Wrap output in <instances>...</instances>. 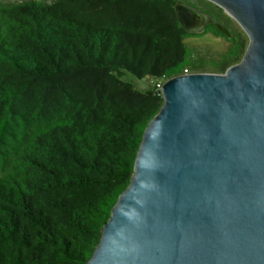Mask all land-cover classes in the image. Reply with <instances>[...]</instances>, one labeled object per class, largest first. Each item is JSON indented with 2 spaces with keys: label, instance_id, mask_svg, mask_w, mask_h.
<instances>
[{
  "label": "trees",
  "instance_id": "1",
  "mask_svg": "<svg viewBox=\"0 0 264 264\" xmlns=\"http://www.w3.org/2000/svg\"><path fill=\"white\" fill-rule=\"evenodd\" d=\"M179 1L0 2V264H85L163 104L156 81L242 60L245 36L190 33ZM207 33L231 42L218 58L184 41ZM127 72L155 81L142 92Z\"/></svg>",
  "mask_w": 264,
  "mask_h": 264
},
{
  "label": "water",
  "instance_id": "2",
  "mask_svg": "<svg viewBox=\"0 0 264 264\" xmlns=\"http://www.w3.org/2000/svg\"><path fill=\"white\" fill-rule=\"evenodd\" d=\"M249 38L223 74L167 79L133 173L85 264H264V0H208ZM190 33L215 24L180 0Z\"/></svg>",
  "mask_w": 264,
  "mask_h": 264
},
{
  "label": "rangeland",
  "instance_id": "3",
  "mask_svg": "<svg viewBox=\"0 0 264 264\" xmlns=\"http://www.w3.org/2000/svg\"><path fill=\"white\" fill-rule=\"evenodd\" d=\"M22 1L25 0H0V2H6V3H17ZM44 1L50 3L54 0H44ZM189 1L191 3H195L196 4L195 6H197L198 8L207 7L206 3L202 0H189ZM225 14L227 13L225 12ZM222 26L227 28L229 32L231 31L240 32L243 36H245L246 38L245 43L247 48V45L249 43V38L235 19H233L232 17H230V19L225 18L224 22L222 23ZM184 41L190 47H194L195 49H197L202 56L207 57L209 60L218 58L220 54L225 52L231 45V42H229L227 38L222 36H216L213 33H207L203 36L188 37ZM124 79L131 82L137 90L142 92L148 90L155 81V78L153 77L148 76V77L140 78L129 72L125 74Z\"/></svg>",
  "mask_w": 264,
  "mask_h": 264
},
{
  "label": "built area",
  "instance_id": "4",
  "mask_svg": "<svg viewBox=\"0 0 264 264\" xmlns=\"http://www.w3.org/2000/svg\"><path fill=\"white\" fill-rule=\"evenodd\" d=\"M190 73H193V72H191L189 68L184 69L183 74H190ZM165 81H166L165 79H160V80L156 81V86H157V88L160 89V91H161V87Z\"/></svg>",
  "mask_w": 264,
  "mask_h": 264
},
{
  "label": "flooded vegetation",
  "instance_id": "5",
  "mask_svg": "<svg viewBox=\"0 0 264 264\" xmlns=\"http://www.w3.org/2000/svg\"><path fill=\"white\" fill-rule=\"evenodd\" d=\"M198 9H201V8H198ZM209 24H211V23H207L206 25H205V29H204V31L206 30V28H207V26L209 25ZM203 31V32H204ZM199 34V33H198Z\"/></svg>",
  "mask_w": 264,
  "mask_h": 264
}]
</instances>
